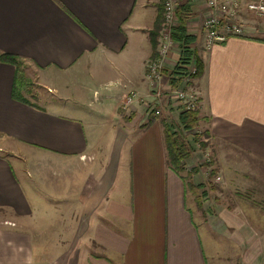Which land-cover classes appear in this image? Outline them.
Wrapping results in <instances>:
<instances>
[{
	"label": "crops",
	"instance_id": "obj_1",
	"mask_svg": "<svg viewBox=\"0 0 264 264\" xmlns=\"http://www.w3.org/2000/svg\"><path fill=\"white\" fill-rule=\"evenodd\" d=\"M161 4L0 0V54L30 65L56 96L44 106L28 93L30 104L14 99L15 66L0 61V264H264V39L247 33L194 49L197 127L214 160L196 168L190 155L184 168H196L193 185L220 187L204 198L215 208L201 203L204 216L167 167L161 118L145 111ZM205 10L204 0H178L176 16L197 27ZM130 91L142 100L128 110ZM19 149L58 159L69 182L60 209L32 208L5 156ZM121 172L126 195L113 197ZM86 239L112 257L81 254Z\"/></svg>",
	"mask_w": 264,
	"mask_h": 264
},
{
	"label": "rangeland",
	"instance_id": "obj_2",
	"mask_svg": "<svg viewBox=\"0 0 264 264\" xmlns=\"http://www.w3.org/2000/svg\"><path fill=\"white\" fill-rule=\"evenodd\" d=\"M162 1L160 0V3H162ZM176 11H177V9H176ZM162 12H163V10H162ZM175 15H176V12H175ZM243 16H245L244 17L245 18L244 24L246 25V26H244V31H245L244 34L248 33V34L253 35L257 38L264 39V13L258 14V15H254V14L253 15H251V14L245 15L244 14ZM161 17L164 20L163 14L161 15ZM175 17H176L175 22L178 25L180 22H179L177 16H175ZM162 28H163V26L160 27L159 32H161ZM174 28H175V26L171 28L170 32L175 33ZM192 28H193L192 25L188 24L187 27H185V32L188 33V30L192 29ZM158 37H159V33H158ZM158 37H157V44H158ZM235 37H237V36H235ZM201 39H203V38L201 37ZM157 44L155 47L156 53H157V51H156ZM148 49H149V44L146 43L145 44V51ZM203 50L206 51L207 49L203 48ZM171 60L174 62H177V58L174 55L171 57ZM21 71L23 72L22 74H23L24 79L27 83L28 94H26L25 92H24V94L27 95V97L29 98L28 100H31V101L36 100L42 106H44V104L47 101L49 102L52 100H56V96L52 92H48L47 89H44V88L39 86L40 84L42 85V83H40L41 81L38 80L39 79L38 74H37L38 72L34 71L30 65L23 66L21 68ZM146 75H147V73H146V65H145V76ZM196 76H195V79L193 80V84L191 82L194 89H196V78H197ZM146 78H147V76H146ZM91 83H92V85L94 84L93 81ZM151 86H152V84H150V90L145 93V111L148 112L149 114H150V112L151 113L154 112L155 107H158V105L160 106V103H162V97L157 98V96L154 94V92H152L154 85L152 86L153 87L152 89H151ZM130 92H132V91H130ZM129 93H127V94H129ZM137 95H138V97H141L139 95V93H137ZM90 96H92V95L90 94ZM60 102H64V101H58L57 104ZM127 108H129L128 110H130L129 105ZM165 113L166 114L160 115L157 117H160L161 119H165L168 123H172V124L178 126V120L176 118L179 115V110L175 109V111H173V115H171V113H169L168 111ZM181 131H182L181 135H183V138H185V140H187L189 143V150L190 151H189L188 155L189 154L193 155L194 162H196V160H195L196 158H198L200 160L198 165H196L197 166L196 168H198L201 165L212 164L214 158H213L211 152L209 151V149H205L207 147V145H206L207 142H205V137L201 136V135H203L204 131L203 130L199 131L197 126L194 127V129H192L191 131H187L184 129H182ZM133 137L135 138L136 135H134ZM193 138H197L198 141L201 142L202 144H205V146H203V145L199 146V144L196 143ZM27 155H28V157H27ZM31 155L27 154L26 150L24 151V149H21V151H20V149H19L16 151L15 155H12V154L8 155L7 154L5 156L9 160V162L11 163V165H12V167H13L24 191H25L27 199H28V201L31 204L33 209L36 207L40 208V209H51V210L60 209L62 207V205H64V203L62 202L61 196L64 195L65 193H67V191L69 190V182H67V180H65V179H67L66 177L62 176L65 174V171L59 166L60 163L58 162V159L53 155L50 156L51 161L45 159L47 157V155L44 153H41V152H37L36 154L31 153ZM32 157H34V158H32ZM40 157L43 159L41 160ZM186 159H187V156L184 159V162L182 163L183 171L180 172L181 174H179L180 175L179 177L180 178L182 177L184 183L186 184V187L188 188V191L193 195L194 201H196V203H195L196 206L198 207L199 210L202 211V213L205 216L206 209H205L204 205L215 208L214 207L215 204L210 206V203L212 201L204 202V198H206V196L208 194L211 196L212 192H209V191L212 190L213 188H216V187L218 189V194H219V190H220L219 188L220 187L217 186V184H215L216 186H213V184H211V183L209 184V182H207V183H204L203 186L197 190L196 194H194L188 186V185H193L189 180L191 178V176L188 175V173L192 170V168L191 169L189 168V170L184 168V165H187V163H185ZM74 174H75L76 180L80 184L82 179H84L83 178V172H80L76 169L74 171ZM77 175H82V178L78 179ZM124 176L125 175H123L122 172H121V174H119V178L116 181V185H114L113 188L109 191V195H111L113 197L115 195L121 196L123 193H124L123 195H126V189L124 186L125 185L124 184V182H125ZM201 203L204 205H202ZM209 210H210V208H209ZM214 210H216V209H214ZM194 215H195L194 216L195 222L197 224L201 223L202 219L199 218L200 215H198V214H194ZM199 228L201 231H203L202 230L203 227L200 224H199ZM201 235H202V233H201ZM49 236L51 237V235H49ZM202 237H203L202 241L205 242L206 239L204 238V236H202ZM213 238H214V244L218 245L219 247H220L221 243L224 244V241L222 239H218L215 236H213ZM72 239H73V235H70V242ZM52 240L53 239L51 237L50 243ZM79 245H80V250H82L81 254H85V256L91 255L92 257H94L96 255L95 257H101V258L112 257V253H110L108 250H102V249H99L97 247L94 248V246L92 244L88 243L87 239L83 240L82 243ZM86 261L87 260H85V262ZM113 261H116V260H113ZM85 262H84V264H85Z\"/></svg>",
	"mask_w": 264,
	"mask_h": 264
},
{
	"label": "built area",
	"instance_id": "obj_3",
	"mask_svg": "<svg viewBox=\"0 0 264 264\" xmlns=\"http://www.w3.org/2000/svg\"><path fill=\"white\" fill-rule=\"evenodd\" d=\"M177 2L178 0H163L164 20L163 28L159 32L157 53L146 63V76L150 84L154 85V88L151 86L152 92L157 98L162 97V103L155 107L153 112L155 116L164 115L167 111L172 114L175 109H178L179 113L187 109H199V96L192 86L198 73L197 61L193 55L189 59L185 58L186 63L179 66L182 72L180 84L173 86L171 83L174 80L171 71L179 63V59H182L185 50L184 45L177 42L170 32L172 27L177 26L175 22ZM204 6L205 13L199 17L197 27H193L191 33L192 41L188 44L190 52L195 53L194 49L200 45L208 50L214 44L224 43L231 37L244 34L246 25L243 15L264 13V0H204ZM174 54L178 55L177 62L171 60ZM135 100L142 99L137 93L130 92L124 98L123 108L128 107Z\"/></svg>",
	"mask_w": 264,
	"mask_h": 264
},
{
	"label": "trees",
	"instance_id": "obj_4",
	"mask_svg": "<svg viewBox=\"0 0 264 264\" xmlns=\"http://www.w3.org/2000/svg\"><path fill=\"white\" fill-rule=\"evenodd\" d=\"M160 6L161 7H159L160 10L157 16L155 27L150 32V42L154 50L153 56H151L152 58L156 56L155 47L157 44V37H158L159 29L163 23V18L161 17V15L163 14L162 12L163 4H161ZM177 18L180 23L174 28L175 33H173V37L175 38L177 42L184 45L183 49L185 50L183 51L182 59L181 58L179 59L178 61L179 63L171 71V73L173 74V78H174V80L171 81L173 86H178L180 84L179 79H180V75L182 74V72L179 66L185 64L186 63L184 61L185 58L189 59L191 55H193L197 61L198 73L196 77H199L202 73V61L200 57H198V55H196L194 52H190L188 50V44L192 41L191 40L192 36L186 34L185 32V27H186L185 18L180 17V16L179 17L177 16ZM242 35H245V34H242ZM242 35H239V36H242ZM0 61L10 63L13 66H15V74H14V79H13L12 93H11L12 97L21 102L30 104L29 101L23 95L24 92L28 93L27 83L22 74L23 72L21 71V68L23 67V62L19 58L14 57L10 54H6V53L0 54ZM198 111H199L198 109L197 110L187 109V110H183L182 112H180L177 118L178 126L172 123H168L165 119H161V125L163 128V134H164V140H165V146H166L167 166L177 175L181 174L180 172L183 171L182 163L184 162V159L186 158V156L187 157L190 156V154L188 155L190 151L189 143L187 140H185V138H183V135H181V132H182L181 130L184 129V130L190 131L194 129V127L198 126L199 119H200L198 115L199 114ZM150 116L152 117V119L157 117L154 115L153 112L152 113L150 112ZM147 123H149V121ZM201 136L205 137V142H207L208 144L207 133L204 132L203 135ZM193 139L196 143L199 144V146L200 145L205 146V144H202L201 142H199L197 138H193ZM196 171H197L196 168H193L188 173V175L192 176L193 174L196 173ZM188 186L192 190V192L196 194L197 190L203 186V183H200L198 185H188Z\"/></svg>",
	"mask_w": 264,
	"mask_h": 264
}]
</instances>
